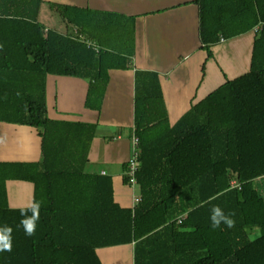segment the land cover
<instances>
[{
    "label": "trees",
    "instance_id": "1",
    "mask_svg": "<svg viewBox=\"0 0 264 264\" xmlns=\"http://www.w3.org/2000/svg\"><path fill=\"white\" fill-rule=\"evenodd\" d=\"M193 4L207 59L213 46L254 32L249 72L225 80L170 126L157 74L134 71L139 201L125 209L114 202L110 176L86 170L96 126L49 120L45 79L88 81L84 106L99 111L108 71L132 70L134 18L0 0V122L40 138L38 162L0 163V226L12 229L0 264H101L96 250L129 245L133 264H264V201L254 186L264 180V0ZM42 10L60 21L46 28ZM127 169L122 183L131 187ZM6 181L33 185L32 202L41 206L31 237L21 225L30 207H8ZM217 206L232 227H211Z\"/></svg>",
    "mask_w": 264,
    "mask_h": 264
},
{
    "label": "crops",
    "instance_id": "2",
    "mask_svg": "<svg viewBox=\"0 0 264 264\" xmlns=\"http://www.w3.org/2000/svg\"><path fill=\"white\" fill-rule=\"evenodd\" d=\"M195 0H44L79 9L120 14L134 18V56L132 70L108 71V82L99 111L86 109L88 81L46 76L47 117L51 121L96 126L87 154L91 165L116 164L114 171L100 169L112 181L114 202L131 209L139 201L133 188L122 183L123 167L131 154L130 131L134 119V71L154 72L162 93L169 125L172 126L190 106L249 72L254 32H249L211 48L207 59L200 49L198 10ZM45 10H42V13ZM53 18L40 15L39 22L50 28ZM111 130H118L114 136ZM40 158V138L35 129L0 122V163L29 164ZM132 188V189H131ZM10 209L30 207L33 185L6 181ZM249 239L259 236L249 230ZM255 233L257 236H255ZM251 236H255L251 239ZM101 264H133L132 246L96 250Z\"/></svg>",
    "mask_w": 264,
    "mask_h": 264
},
{
    "label": "clouds",
    "instance_id": "3",
    "mask_svg": "<svg viewBox=\"0 0 264 264\" xmlns=\"http://www.w3.org/2000/svg\"><path fill=\"white\" fill-rule=\"evenodd\" d=\"M103 175V174H102ZM41 204L38 201H33L29 210L32 215L30 217L25 216V212L22 210L21 215L25 218L22 219L21 225L24 228L25 234L29 237L33 236L36 231L37 221L39 220V208ZM211 227L213 229L219 228L221 224L227 227L233 226V221L229 216L225 215L221 208L214 207L210 216ZM12 229L8 226H0V252H11L12 250Z\"/></svg>",
    "mask_w": 264,
    "mask_h": 264
},
{
    "label": "rangeland",
    "instance_id": "4",
    "mask_svg": "<svg viewBox=\"0 0 264 264\" xmlns=\"http://www.w3.org/2000/svg\"><path fill=\"white\" fill-rule=\"evenodd\" d=\"M42 15H45V11L42 13ZM53 18H54L53 20H55L54 24L58 23V21H60L58 19V17H56V16H53ZM58 30H60L59 27H58ZM110 133H111L110 135L114 136L118 133V130H111ZM100 169H105L106 171L107 170L108 171L109 170L114 171L115 169H118V166L116 164H113V163L108 165V164H100L99 162L94 163V165H91L89 162L86 166V170L90 173H98ZM254 186L256 187L259 195L261 196V198L264 201V180L263 179L256 180ZM132 190H133V197H138L139 196L138 188L135 186ZM255 236H257L256 233H255ZM255 236H251V239H254Z\"/></svg>",
    "mask_w": 264,
    "mask_h": 264
},
{
    "label": "built area",
    "instance_id": "5",
    "mask_svg": "<svg viewBox=\"0 0 264 264\" xmlns=\"http://www.w3.org/2000/svg\"><path fill=\"white\" fill-rule=\"evenodd\" d=\"M138 157H139V151H138V140L136 137L132 138V149H131V154L130 157L127 161V171H126V176L130 180V186H135L136 182L134 179L135 173L137 172L139 168V163H138ZM237 185L232 182L231 187H236ZM183 217H180L178 219V223L182 220Z\"/></svg>",
    "mask_w": 264,
    "mask_h": 264
}]
</instances>
